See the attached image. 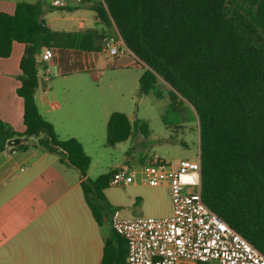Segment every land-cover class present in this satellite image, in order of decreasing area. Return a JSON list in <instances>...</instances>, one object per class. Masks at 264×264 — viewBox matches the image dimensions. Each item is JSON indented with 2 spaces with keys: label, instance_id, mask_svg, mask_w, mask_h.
Listing matches in <instances>:
<instances>
[{
  "label": "trees",
  "instance_id": "trees-1",
  "mask_svg": "<svg viewBox=\"0 0 264 264\" xmlns=\"http://www.w3.org/2000/svg\"><path fill=\"white\" fill-rule=\"evenodd\" d=\"M92 10L103 28L72 32L49 27L42 0L19 2L13 14L0 12V59L10 57L15 42L25 45L17 89L24 101V130L0 120V152L33 146L87 175L91 156L78 139L58 138L35 96L46 50L101 52L99 41L111 38L106 29L115 27L144 64L141 93L163 98L162 80L170 87L171 107L186 103L194 110L204 202L264 254V0H97ZM135 126L150 134L146 122ZM106 131V145L115 147L132 137L133 124L127 114L114 111ZM112 175L82 183L100 226L109 215L104 191ZM115 234L118 240L105 243L101 264L127 260L126 241Z\"/></svg>",
  "mask_w": 264,
  "mask_h": 264
},
{
  "label": "crops",
  "instance_id": "crops-1",
  "mask_svg": "<svg viewBox=\"0 0 264 264\" xmlns=\"http://www.w3.org/2000/svg\"><path fill=\"white\" fill-rule=\"evenodd\" d=\"M37 1L0 0V12L13 14L17 3ZM42 2L49 8L45 18L54 31L103 28L97 25V19L96 26L86 27L83 17L78 15L82 7L92 9L97 0H83L79 6L72 2L66 9H56L66 11L69 16L54 14L56 10L52 9L51 0ZM62 21L67 25L56 28ZM107 39L108 36L101 44V52L54 51V59L45 62V68L40 70L46 89L40 85L35 96L41 115L53 125L58 138L78 139L89 156L92 155L87 143L96 138L86 133V129L93 127L100 118L107 130L112 113H107L104 108L100 110L101 107L80 108L72 99L80 84L79 75L90 71L88 64L103 65L99 55L108 52ZM24 51L25 45L15 42L10 57L0 59V120L18 132L24 130V101L17 94ZM57 63L61 67V77L53 79L50 70ZM115 63L121 61L117 59ZM57 83L63 86V99L57 97ZM106 139L107 131L105 142ZM4 153H8L7 161L16 163L20 172L15 176L11 172L5 174L0 185V264H101L105 243L118 240L111 226L112 212L118 209L124 218H134L146 205L147 197L140 188L146 185L142 183L127 187L123 198L106 194V200L114 210L104 217L100 226L82 189L83 181L91 179L89 171L83 177L76 167L61 162L58 155L33 146L25 151L8 149L0 152Z\"/></svg>",
  "mask_w": 264,
  "mask_h": 264
},
{
  "label": "rangeland",
  "instance_id": "rangeland-1",
  "mask_svg": "<svg viewBox=\"0 0 264 264\" xmlns=\"http://www.w3.org/2000/svg\"><path fill=\"white\" fill-rule=\"evenodd\" d=\"M54 14L69 16L66 11L56 10ZM83 17L86 27L96 26L95 12L82 7L78 13ZM67 25L64 21L56 25L63 28ZM110 37L120 38L115 27L106 29ZM103 39L99 43L103 44ZM103 65L88 64L90 71L79 75V86L74 94V105L80 108H102L107 113L120 111L130 118L133 124L132 137L115 147H108L105 142L106 130L104 122L99 118L93 127H88L86 133L94 136V142L87 143L93 163L89 168L91 179H96L102 174L114 171L119 167L139 168L148 164L154 155H158L166 163L178 167L185 159H196L200 149L199 123L194 110L186 103L170 106L168 96L169 85L160 81L163 98H158L154 93L143 94L140 91L139 78L144 71V64L135 59L133 55L113 56L106 51L99 55ZM119 59L121 63H115ZM120 64V65H119ZM60 65L51 67L53 79L61 77ZM75 78V77H74ZM56 92L58 99H63V86L57 83ZM146 122L150 134L146 136L135 126V122ZM8 153L0 154V185L5 174L11 172L12 176L20 172L16 163L7 161ZM139 183L141 179H138ZM143 184V183H142ZM145 193L146 205L137 216L133 217H165L171 213V198L166 187H140ZM127 187H112L104 191L109 196L123 198L126 196ZM118 198V199H120ZM109 204V203H108ZM141 203H139V206ZM109 212L114 206L109 204ZM180 264H195L190 260H181Z\"/></svg>",
  "mask_w": 264,
  "mask_h": 264
},
{
  "label": "built area",
  "instance_id": "built-area-1",
  "mask_svg": "<svg viewBox=\"0 0 264 264\" xmlns=\"http://www.w3.org/2000/svg\"><path fill=\"white\" fill-rule=\"evenodd\" d=\"M83 0H51L55 9H66ZM113 56L133 55L120 37L106 40ZM46 50L44 62L54 59ZM134 56V55H133ZM140 183L169 189L172 213L166 217L124 218L116 209L111 226L127 244L124 264H264V254L206 205L202 195V164L199 149L196 159L182 160L178 167L154 155L139 168L118 167L110 185L129 187Z\"/></svg>",
  "mask_w": 264,
  "mask_h": 264
},
{
  "label": "water",
  "instance_id": "water-1",
  "mask_svg": "<svg viewBox=\"0 0 264 264\" xmlns=\"http://www.w3.org/2000/svg\"><path fill=\"white\" fill-rule=\"evenodd\" d=\"M135 59H136V60H138L136 57H135ZM40 84H41V87H42V89H43V90H45V89H46V86H47V84H46V82H45V79H44L43 77H41V78H40ZM16 142H17V143H19V142H20V140H19V139H17V140H16Z\"/></svg>",
  "mask_w": 264,
  "mask_h": 264
}]
</instances>
